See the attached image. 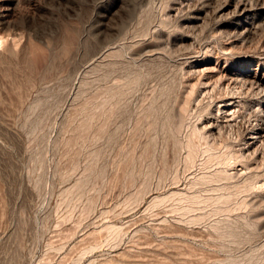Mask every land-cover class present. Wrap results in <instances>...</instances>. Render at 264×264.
Listing matches in <instances>:
<instances>
[{
	"label": "rangeland",
	"instance_id": "rangeland-1",
	"mask_svg": "<svg viewBox=\"0 0 264 264\" xmlns=\"http://www.w3.org/2000/svg\"><path fill=\"white\" fill-rule=\"evenodd\" d=\"M0 39V264H264V0H0Z\"/></svg>",
	"mask_w": 264,
	"mask_h": 264
},
{
	"label": "bare ground",
	"instance_id": "bare-ground-1",
	"mask_svg": "<svg viewBox=\"0 0 264 264\" xmlns=\"http://www.w3.org/2000/svg\"><path fill=\"white\" fill-rule=\"evenodd\" d=\"M204 1V0H203ZM207 2V1H206ZM198 3V2H197ZM211 6V5H210ZM195 8V7H194ZM237 8V7H236ZM262 8V7H261ZM256 14V13H255ZM241 15V16H240ZM196 16V15H195ZM212 16V15H211ZM239 16L241 18H239L237 21H235V25L237 27H244L245 32L251 31V27L254 24V13H252V9L251 8H247L246 6L242 8L241 13L239 14ZM261 16V15H260ZM263 24V23H262ZM256 26V25H254ZM254 28V27H253ZM252 28V29H253ZM238 29V28H237ZM236 30V29H235ZM242 31V30H241ZM256 32V31H255ZM243 34V33H242ZM247 34V33H246ZM245 35V34H244ZM249 36V35H248ZM1 40V39H0ZM237 40V39H236ZM246 40V39H245ZM3 43V42H1ZM211 69V68H210ZM247 76V74H246ZM250 80V84L252 86H257L258 87H263L264 86V75L260 76L258 74H255ZM248 80V81H249ZM253 88V87H252ZM264 88V87H263ZM259 89V88H258ZM260 90V89H259ZM263 95V93H262ZM227 100V99H226ZM222 104V108H226V110H228V104H223V101L221 102ZM234 106V105H233ZM225 110V111H226ZM223 111V110H222ZM226 113V112H225ZM228 113V112H227ZM230 113V112H229ZM220 120V119H219ZM226 120V119H225ZM262 131V130H261Z\"/></svg>",
	"mask_w": 264,
	"mask_h": 264
}]
</instances>
